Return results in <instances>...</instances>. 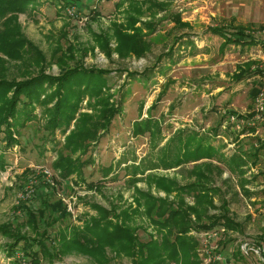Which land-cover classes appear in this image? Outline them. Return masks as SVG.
<instances>
[{
  "label": "rangeland",
  "instance_id": "1",
  "mask_svg": "<svg viewBox=\"0 0 264 264\" xmlns=\"http://www.w3.org/2000/svg\"><path fill=\"white\" fill-rule=\"evenodd\" d=\"M167 1V11L157 18L178 13L182 22L189 23L191 27L176 29L169 19H164L154 33L143 37L150 44V50L141 58L132 54L119 56L114 39L110 40L109 52L94 43L96 35L111 34L112 25L125 20L123 8L116 6L120 0H79L76 4L65 3V0H37V4L30 5L26 11H10L0 18V33L7 29L4 24L6 19L16 18L9 25L11 29L15 26L13 30L16 33L4 40L8 50L14 48L12 44L16 46L24 42L18 50L20 56L15 59L0 51V81L22 82L41 75L56 78L74 68L109 71V91L103 90L102 94H110V104L120 112L106 130L99 128L96 139L85 140L84 153L72 152L66 147L67 137L77 131L81 123H95L97 99L83 97L69 128L51 133L47 123L56 97H49L56 89L47 87L39 97L41 105L35 107V119L17 128L14 138L19 143L13 144L8 151L0 152L4 158V165L0 168V226L26 235L31 240L42 239L54 252L61 233L69 236L73 226L81 228L86 221L97 218L96 209L102 208L117 215L127 212L131 219L126 226L135 229L139 243L146 244L152 238L161 244L162 234H156L148 221L143 201L136 208V188L146 191L147 187L143 182L132 183L131 167L138 166L146 158L151 139L146 131L133 134L135 121L153 119L159 123L162 135L156 139L158 147L163 146L175 132L183 130L207 136L209 143L226 157L236 153L240 144L245 146L246 152L254 147L255 138L248 134L239 138L223 128L222 122L227 113H231L230 110L240 114L249 113L252 109V100L264 84L263 74L247 75L238 82L231 75L236 66L247 61L255 63L253 72L255 68L264 70V49L259 45L242 49L230 45L221 52L219 46L222 39L208 30L217 26L231 32L233 25H241L246 26L254 38L264 41V0ZM180 36L184 37L177 41ZM187 40L193 41V45H189ZM25 42L35 50L30 51ZM170 50L171 56L168 55ZM127 73H134L136 77L128 78ZM252 89H255V94H251ZM83 115L91 118H84ZM217 128L215 133L213 130ZM69 158L88 162V166L63 177L60 168L54 164ZM108 167L111 171L104 175ZM191 167L192 164L169 170L157 168L145 174L151 172L176 177L180 183H185L186 171ZM244 169V178L250 182L246 187L253 195L246 198L240 193L236 178L230 177L238 194L232 196L228 192L225 196L230 203L232 218L241 226L240 231L224 233L223 228V231L219 229V240L207 239L203 237V232L187 233L197 243L195 253L199 264L263 263L264 252L261 256L252 253L244 257L239 251V243L247 240L264 248V242H258L264 236V148L256 158L248 156ZM229 176L225 171L222 179ZM40 185L49 189L39 190ZM215 186L225 189L221 180H217ZM151 193L156 197H165L154 189ZM44 197L50 204L58 202L60 213H66L67 217L59 220L57 214L49 216L46 223H36L39 229L36 233L28 224L25 208L29 205L38 221L41 210L38 200ZM168 198L175 200L174 195ZM217 200L214 199L213 203L220 206ZM185 203L193 205L191 199L185 200ZM135 208L138 210L132 213ZM171 209H175V205ZM210 214L217 215L218 212L210 211ZM152 220L155 217L152 216ZM7 241L0 235V245ZM220 242L224 243L223 250H220ZM22 246L21 243L18 248ZM33 249L37 250V247ZM144 253L147 254V249ZM214 254L221 259L211 263L209 258ZM137 256L135 252L126 255L105 250L110 264H136ZM54 263L97 264L93 258L75 251L55 259ZM0 264L34 263L25 258L22 251L15 258H9L0 248ZM38 264L50 263L40 258ZM162 264L176 263L164 256Z\"/></svg>",
  "mask_w": 264,
  "mask_h": 264
},
{
  "label": "trees",
  "instance_id": "2",
  "mask_svg": "<svg viewBox=\"0 0 264 264\" xmlns=\"http://www.w3.org/2000/svg\"><path fill=\"white\" fill-rule=\"evenodd\" d=\"M65 3L76 4L79 0H65ZM37 4V0H0V18H3L10 11H26L30 5ZM123 8L125 20L120 24L112 25V33H103L95 36L94 43L105 52H109L110 40H115L116 52L121 57L129 54L137 58L144 57L150 50V44L144 41L143 37L156 31V26L164 19H169L176 29H190V24L182 22L180 14L169 13L165 17H158L167 11L169 3L167 0H120L116 5ZM15 16H12L4 22L7 29L0 33V51L5 53L11 59L20 56L19 51L24 42L18 43L12 50H8L5 45V39L11 38L16 31L9 27L14 22ZM137 24L139 26H137ZM261 28V27H260ZM264 28V26H263ZM246 28L236 27L232 33H228L222 27H211L209 33L220 37L223 41L219 46L221 52L230 45L246 46L257 45L259 41L251 35L245 33ZM18 37V36H16ZM184 36H180V41ZM188 41L193 45V41ZM17 43V42H15ZM25 44H27L25 42ZM30 51L35 50L31 44H27ZM17 49V50H16ZM261 49H264V43H261ZM172 50L168 52L171 56ZM39 60V59H38ZM255 63L247 61L242 65L236 66L235 72L231 75L235 82L245 78L247 75L262 73L258 68L254 72L252 66ZM109 71L85 70L74 68L62 72V75L56 78L41 75L37 78L27 79L22 82L0 81V152L8 151L13 144L17 145L19 141L14 138L17 134V128L35 119L34 110L37 105H41L39 97L45 92L46 88L55 87V92L49 99L56 97V102L50 109V118L47 125L53 133L55 130L68 129L70 123L74 120L78 103L83 97L97 99L94 109L97 111L95 123L88 125H79L77 131H73L67 137L66 147L72 152L82 151L85 147L83 143L86 139L93 137L96 139V133L100 129L106 130L112 119L120 112L109 102L110 94L103 96L102 91H109L108 76ZM128 78L136 77L134 73H127ZM255 89L251 94H255ZM11 93V96L8 94ZM101 95V96H99ZM153 107V106H152ZM232 113L233 111L230 110ZM90 119L91 116L83 115ZM113 121V120H112ZM91 127H88V126ZM213 130L215 133L218 131ZM149 132L151 139L150 152L146 158L138 165L132 166V183L136 185L139 182L146 184L147 190L143 191L136 188L135 201L137 207L144 203L145 215L153 226L156 234H162L161 244L151 240L146 244L138 242L135 235V229L126 226L131 217L127 212L119 215L111 213L102 208H97L98 217L86 221L83 226H73L70 235L61 233L56 242V249L52 252L47 248L44 240L30 239L26 235L16 234L13 231L0 226V235L6 238L7 243L0 245L6 256L15 258L19 251H22L25 258H29L34 264H38L40 258L47 260L50 264L55 259L60 258L71 252L85 254L95 260L97 264H110L105 257V250L110 249L116 254L124 253L131 255L135 252L139 257L136 264H162L163 257L174 261L176 264H199L198 255L195 253L196 241L187 236L189 232L206 233L213 230L224 229L226 232L240 231V225L234 221L230 214L229 201L225 198L226 193H232L236 196L238 193L230 177H235L240 193L246 198L253 194L247 189L250 182L244 178L248 156L256 158L261 148H251L249 152L244 150L245 146L240 144L236 153L226 157L221 151L209 143L208 137L197 133L175 132L163 146H157V140L161 137V127L153 119L135 121L133 124V134L137 135L143 132ZM191 133V134H189ZM69 142V143H68ZM249 147V146H248ZM12 149V148H11ZM192 164L191 169L186 171V182L180 183L176 177L161 176L156 173H147L154 169H177ZM4 165V158L0 155V168ZM56 168H60L62 176H69L72 173L82 171L88 166V162H81L78 158L61 159L55 163ZM111 168H106L104 175H107ZM229 173V177L222 179L223 174ZM217 180H221L225 189L215 186ZM39 190H48V186H39ZM152 189L155 192L165 194L164 198L152 195ZM36 192L33 191V194ZM46 195V194H45ZM174 195L175 200L170 201L168 197ZM191 199L193 205H187L185 200ZM214 199H218L220 206L214 205ZM41 206L38 221L26 205L25 214L28 216V224L32 230L38 233L36 223H46L48 217L57 214V219L62 220L67 217L66 213L61 212L60 204H50L46 197L38 200ZM175 205V209H171ZM135 208V209H136ZM133 209L134 213L138 209ZM210 211H217V215L210 214ZM112 215V217H109ZM152 216L155 220H152ZM114 220H112V219ZM120 222H118L117 220ZM115 221V222H113ZM67 236V237H66ZM172 239V240H170ZM264 242V236L259 238L258 242ZM23 244L18 248L19 244ZM36 246L37 250L33 247ZM220 250L224 249V243H219ZM147 249V254L144 253ZM219 250V251H220ZM192 251V253H191ZM264 264V253L263 263Z\"/></svg>",
  "mask_w": 264,
  "mask_h": 264
},
{
  "label": "built area",
  "instance_id": "3",
  "mask_svg": "<svg viewBox=\"0 0 264 264\" xmlns=\"http://www.w3.org/2000/svg\"><path fill=\"white\" fill-rule=\"evenodd\" d=\"M262 71L264 76V70ZM262 80L264 81V77ZM224 113L226 112L224 111ZM222 124L224 125L223 128L226 130L229 129L231 133L237 135L239 138H244L247 134L250 137L255 138V145H253L255 148L262 146L264 143V84L262 88L257 90V93L252 100V109L249 113H227ZM220 230L223 231V229ZM202 235L207 239L216 238L219 240L218 238L220 233L218 230H213L203 233ZM239 251L244 257H248V254L251 255L252 253L261 256V254L264 252V248L255 244H251L245 240L239 243ZM220 259L221 256L214 254L209 258V262L215 263Z\"/></svg>",
  "mask_w": 264,
  "mask_h": 264
},
{
  "label": "crops",
  "instance_id": "4",
  "mask_svg": "<svg viewBox=\"0 0 264 264\" xmlns=\"http://www.w3.org/2000/svg\"><path fill=\"white\" fill-rule=\"evenodd\" d=\"M263 26H264V25H263ZM263 26H262V28H263ZM236 27H244V28H245L246 26H241V25L234 26V25H233V29H231L232 31H231V32H229L228 30H227V31H228L229 33H232V32L235 30ZM246 28H247V27H246ZM247 30H248V29L245 30V33L251 35V36L254 38V36H253L252 34H250ZM254 39L257 40V41H259V44H257V45H246V46H234V47H239V49H242V48H250L251 46H258V45H259L260 48H261V43H264V41H260L259 39H256V38H254ZM222 41H223V40H222ZM232 111H233V110H232ZM234 111H235V110H234ZM243 111H244V110H243Z\"/></svg>",
  "mask_w": 264,
  "mask_h": 264
},
{
  "label": "bare ground",
  "instance_id": "5",
  "mask_svg": "<svg viewBox=\"0 0 264 264\" xmlns=\"http://www.w3.org/2000/svg\"><path fill=\"white\" fill-rule=\"evenodd\" d=\"M249 129H253V128H249ZM246 131H249V130H246ZM252 132H253V130H252Z\"/></svg>",
  "mask_w": 264,
  "mask_h": 264
}]
</instances>
